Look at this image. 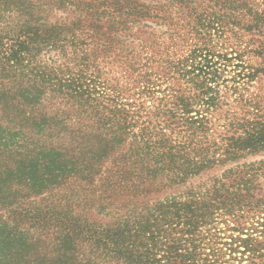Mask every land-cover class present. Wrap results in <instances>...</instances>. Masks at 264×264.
<instances>
[{
	"label": "trees",
	"instance_id": "trees-1",
	"mask_svg": "<svg viewBox=\"0 0 264 264\" xmlns=\"http://www.w3.org/2000/svg\"><path fill=\"white\" fill-rule=\"evenodd\" d=\"M0 264H264V0H0Z\"/></svg>",
	"mask_w": 264,
	"mask_h": 264
},
{
	"label": "rangeland",
	"instance_id": "rangeland-1",
	"mask_svg": "<svg viewBox=\"0 0 264 264\" xmlns=\"http://www.w3.org/2000/svg\"><path fill=\"white\" fill-rule=\"evenodd\" d=\"M256 85V84H255ZM251 90H253V89H255V88H253V86H251V88H250Z\"/></svg>",
	"mask_w": 264,
	"mask_h": 264
}]
</instances>
